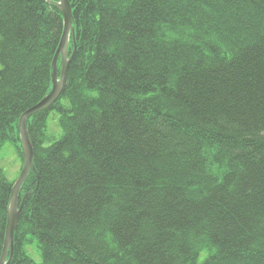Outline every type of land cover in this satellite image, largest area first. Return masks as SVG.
Instances as JSON below:
<instances>
[{
    "label": "trees",
    "instance_id": "trees-1",
    "mask_svg": "<svg viewBox=\"0 0 264 264\" xmlns=\"http://www.w3.org/2000/svg\"><path fill=\"white\" fill-rule=\"evenodd\" d=\"M69 1L9 264H264V0ZM63 30L46 0H0V148L51 91ZM13 183L0 169V256Z\"/></svg>",
    "mask_w": 264,
    "mask_h": 264
},
{
    "label": "water",
    "instance_id": "water-1",
    "mask_svg": "<svg viewBox=\"0 0 264 264\" xmlns=\"http://www.w3.org/2000/svg\"><path fill=\"white\" fill-rule=\"evenodd\" d=\"M49 4L56 6L63 14L64 18V30L61 38L59 48L56 52L52 63V89L43 97V99L35 106L25 111L19 118V137L22 142L23 153V167L18 179L13 184L8 208V224L6 227L5 241L3 250L0 256V264H9L12 258V248L14 243V233L18 225L21 209L23 207L24 200L28 193L22 198L20 202L21 189L27 180L31 171L35 170L33 161V144L29 134L27 122L28 119L34 114L43 111L52 106L57 100H59L65 90V84L67 79L68 69L71 60L74 55L69 54V39L72 37L75 42V26L73 25V11L69 0H46ZM61 55V66L58 68V59ZM10 251V256L8 257Z\"/></svg>",
    "mask_w": 264,
    "mask_h": 264
},
{
    "label": "rangeland",
    "instance_id": "rangeland-1",
    "mask_svg": "<svg viewBox=\"0 0 264 264\" xmlns=\"http://www.w3.org/2000/svg\"><path fill=\"white\" fill-rule=\"evenodd\" d=\"M71 42H74L72 37L69 39V54L68 57L72 54ZM74 44V43H73ZM61 55L58 59V68L61 66ZM54 60V59H53ZM46 132L48 133V140L46 145L53 141L52 138H58L62 134V127L60 126V114L57 111H51L47 121ZM22 142L20 137L15 138L14 140H7L6 143L0 148V169L3 171L5 176L11 181L14 182L18 179L22 167H23V158H22ZM28 251H30L31 256L33 257L36 263L41 262L42 257L39 249L36 247V244L30 243L28 245Z\"/></svg>",
    "mask_w": 264,
    "mask_h": 264
},
{
    "label": "clouds",
    "instance_id": "clouds-1",
    "mask_svg": "<svg viewBox=\"0 0 264 264\" xmlns=\"http://www.w3.org/2000/svg\"><path fill=\"white\" fill-rule=\"evenodd\" d=\"M14 184V183H13ZM20 199H21V196H20Z\"/></svg>",
    "mask_w": 264,
    "mask_h": 264
}]
</instances>
